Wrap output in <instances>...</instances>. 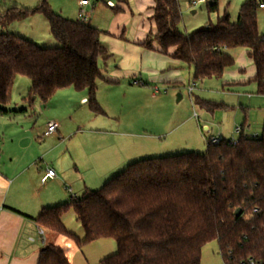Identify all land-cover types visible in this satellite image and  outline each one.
<instances>
[{"label":"trees","instance_id":"obj_1","mask_svg":"<svg viewBox=\"0 0 264 264\" xmlns=\"http://www.w3.org/2000/svg\"><path fill=\"white\" fill-rule=\"evenodd\" d=\"M257 5L256 0H245L236 22L224 12L215 24L184 34L178 30L177 0H155V32L140 46L151 50L155 43L160 54L192 68L193 81L220 79L234 63L225 51L245 49L255 69L256 93L264 96V34L257 29ZM217 7L212 0L208 13ZM36 13L46 20L59 47L40 48L23 37L0 33V114L10 113L6 107L19 76L29 79L31 100L45 103L71 87L87 90V104L99 112L96 82L104 80L102 70L110 57L99 39L102 32L54 13L46 0L33 9L13 6L0 11V27ZM99 60L102 70L97 68ZM200 105L208 106L204 101ZM70 210L83 230L81 240L61 222ZM33 221L77 248L113 240L115 253L99 264H200L201 250L210 242H216L223 264L248 257L264 261V135L253 138L241 132L235 144L206 142L202 154L135 161L100 189L42 209ZM37 264L71 262L63 248L47 244Z\"/></svg>","mask_w":264,"mask_h":264},{"label":"rangeland","instance_id":"obj_2","mask_svg":"<svg viewBox=\"0 0 264 264\" xmlns=\"http://www.w3.org/2000/svg\"><path fill=\"white\" fill-rule=\"evenodd\" d=\"M41 1L0 0V11L13 6L33 9ZM75 1L46 0L54 13L66 19H69L66 16L73 15ZM191 1L193 0H177L180 10L178 30L184 34H192L208 24H215L217 18L221 17L224 12L229 15L232 23L236 22L240 7L245 0H216L217 12L210 13L207 11V6L212 3V0H203L195 6L191 4ZM111 15L110 12L96 10L94 14L96 20L94 19V23L89 25L106 28ZM71 18L76 19L75 17ZM256 18L258 32L264 34V11L257 10ZM130 27V24L125 27V36L130 35ZM0 33L15 34L33 42L40 48L59 47L58 42L49 32L48 23L38 13L7 27H0ZM103 46L110 55L102 70V76H107L114 63L117 62V57L111 55L107 47ZM235 51L238 53L244 50L238 48ZM173 63L168 62L167 68L178 67ZM242 63L246 71L251 69L246 53H244L243 61L240 64ZM237 64L239 62H235V66ZM178 65L181 76L185 80L184 84H187L188 75L191 74L187 66L179 63ZM138 79L120 80L118 84H107L98 80L96 82V92L98 93H95V101L104 111V114H100L90 104L85 106L78 104V98L75 99L74 96H55L47 106H43V102L39 99H29V79L21 76L16 77L11 89V104L6 107L10 113L0 114V153L4 152L3 156L6 160L10 158V155L18 154L17 151L20 157L24 156V150H27L25 155L28 159L37 156L39 153H36L35 149L31 150L27 145V138L32 134L34 128H42L51 119H54L53 121L58 124L62 121H70L77 124L84 122L88 127L98 126L105 132L83 137L77 135L71 146L79 148L80 158L90 164L89 167H84L85 170L82 173L87 179L90 180L91 175L95 176L99 172L104 175L102 180L100 179L101 181L95 182L94 180V182L90 181L86 184L87 191H96L135 161L185 153L202 154L205 152L208 136H215L218 132L222 133L225 141L235 142L238 135L234 129L241 125L243 120H245L246 126H249L246 133L257 136L264 135V96L257 95L255 87H222V81L219 79H205L195 81L197 87L192 95H188L186 85L182 87L179 84H151L143 76L141 77L143 81ZM190 79L189 83H191ZM144 83L148 86H142ZM84 91L87 94V90ZM96 94H98L100 103L96 100ZM178 95L181 97L179 100ZM200 101L206 102L208 106H201ZM21 108H24L25 112H21ZM71 127H73L72 124L66 125V129ZM204 127H208L210 131L205 133ZM75 129L74 127L73 130L75 131ZM113 132L133 133V136L128 140L130 144L127 146L123 144V157L126 160L122 165L118 163L117 169L105 171L102 168L99 171L100 165L96 166L95 163L100 162L101 157L99 154H95V151L102 150L111 144H113V148L116 146L114 143L118 139L113 136ZM9 137H13L15 140L10 141ZM4 141L6 143L2 149ZM121 141L126 142L125 138ZM31 151H33L32 154ZM91 153H93L92 157L85 158ZM58 156H60L59 149L46 158V161L40 163L44 166L49 164L53 157ZM109 158L116 159L110 154ZM66 175L74 179L72 172ZM79 186L80 183L77 182L76 187L79 188ZM80 189L82 190V187ZM81 192L76 193L77 198L84 194ZM61 222L68 232L79 240L83 239V230L75 221L72 210L63 216ZM50 235L57 241H50L47 244L56 243L63 248L71 264H99L102 259L111 256L116 251L115 243L111 239H101L82 248H77L64 237L51 233ZM200 264H223L216 242H210L202 248Z\"/></svg>","mask_w":264,"mask_h":264},{"label":"crops","instance_id":"obj_3","mask_svg":"<svg viewBox=\"0 0 264 264\" xmlns=\"http://www.w3.org/2000/svg\"><path fill=\"white\" fill-rule=\"evenodd\" d=\"M79 1L81 0L74 2L73 15L66 16L71 21H77ZM154 1L126 0L124 4L119 3L117 0H97L85 8L86 14L89 17L88 24H92L96 20L94 18L96 10L112 14L106 28L102 29L93 26L102 32L99 38L100 42L107 47L111 55L117 57V62L114 63L109 74L103 76L104 80H101V82L118 84L120 80L137 78L143 81L141 79L143 76L151 84H179L182 87L186 85L187 89L193 86L194 89L190 94L192 95L197 87L195 81H193L192 68L187 67L191 75H188L187 84H184L185 80L181 76L180 66L178 65V63H182L160 54L159 48L155 43L152 44L151 50H146L140 46L146 40L149 33L154 34L155 32L154 23L151 20ZM260 1L257 2L259 3ZM106 3H110L112 7H108ZM71 17H75L76 19L73 20ZM100 24L102 25L103 23L101 22ZM128 24L131 26L130 35L125 36V27ZM243 50L238 53H236L235 49L225 51L233 59L234 63L233 66L223 71L222 77L219 79L222 81V87L249 86L256 89V84L253 82L255 76L253 64L248 59L251 64L249 71L244 69V62L240 64L243 61L244 53L247 56V50ZM172 52L173 49H170L168 54ZM168 62H174L173 64H176L178 67L167 68ZM235 62H239V64L235 66ZM189 79L191 83H189ZM146 85L144 83L142 86ZM64 95L74 96L75 99L78 98V104L82 106L87 105V94L85 91H75L70 87L57 91L51 99L43 103V106H47L55 96ZM152 97L155 96L152 95ZM96 100L100 103L98 94H96ZM99 109V113L104 114L101 106ZM20 111L25 112V109L21 108ZM53 120L51 119L47 123L54 122ZM47 123L40 129L34 128L32 134L27 138V145L31 150L35 149L36 153H39L37 156L28 159L25 155L27 150H24V156L20 157L17 151L18 154L10 155V158L6 160L3 156L5 155L4 152L0 153V264H37L40 250L50 241L56 242L57 239H54L50 233L38 228L33 220L42 209L58 206L69 202L71 198H77L76 193L81 191L85 193L87 191L86 184L90 181L94 182V180L95 182H99L104 177L99 172L95 176L91 175L90 180L87 179L82 173L85 170L84 167H89L88 165L90 164L80 158L81 153L79 148H72L71 146L77 135L82 137L86 135L90 136L94 133H104L105 130L98 128V126L88 127L84 122L77 124L75 122L62 121L59 124L56 122L59 127L54 134L44 137L43 134ZM71 124L73 127L66 129V125ZM74 127L76 128L75 131L73 130ZM236 127H244L242 131L244 135L254 136V134L246 133L249 130V126H246L245 120H243L241 125ZM203 131L208 133L210 129L204 127ZM113 133V136L118 139L114 143L116 146L113 148V144H111L102 150L95 151V154H99L101 157L100 162L95 163L96 166L100 165L99 171L102 168L105 171L117 169L119 165H116L118 163L122 165L126 160L123 157V144L125 146L130 144L128 140L129 137L133 136V133ZM123 138L126 140L125 143L121 141ZM208 138L225 140L221 132L216 133L215 136H208ZM9 139L10 141L15 140L13 137H9ZM5 143L6 141L3 142L2 149ZM58 149L60 156L53 157L49 164L42 166L40 162L46 161L45 159L49 158ZM119 153L121 154L120 156ZM109 154L116 159H110ZM87 156L89 159V157L93 156V153L86 155L85 158ZM108 160L110 161L108 162ZM46 169L54 170L56 178L41 183V178ZM69 172H72L74 179L66 175ZM77 182L80 183L79 188L76 187ZM80 187H82V190ZM39 230H42V236L39 235ZM51 245L58 246L56 243Z\"/></svg>","mask_w":264,"mask_h":264},{"label":"built area","instance_id":"obj_4","mask_svg":"<svg viewBox=\"0 0 264 264\" xmlns=\"http://www.w3.org/2000/svg\"><path fill=\"white\" fill-rule=\"evenodd\" d=\"M97 0H81L79 1L78 3V12H77V21L80 22V23H83V24H87L89 23V17L88 15L86 14V11H85V8L88 7L92 2H96ZM200 2H203V0H193L191 2L192 5H196ZM106 5L108 7H112V5L110 3H106ZM257 9L258 10H264V0H261L258 5H257ZM194 87H190L188 88V94L190 95L191 92L193 91ZM59 125L56 123V122H49L47 123L46 125V130L43 134L44 137H48L52 134H54L57 129H58ZM243 131L242 128L240 127H236L234 129V132L239 135L241 134V132ZM253 138H256L257 135H254L252 136ZM220 141V138H208L207 139V142H209L210 144H218ZM232 144H235V142L231 141ZM56 178V175H55V172L54 170L52 169H46L44 171V175L43 177L41 178V183H44L48 180H53ZM254 213H256L257 211L254 210L253 211ZM39 235L42 236L43 235V232L42 230H39ZM238 264H264V261L262 260H257V259H254L252 257H248V258H245L243 260H240Z\"/></svg>","mask_w":264,"mask_h":264},{"label":"water","instance_id":"obj_5","mask_svg":"<svg viewBox=\"0 0 264 264\" xmlns=\"http://www.w3.org/2000/svg\"><path fill=\"white\" fill-rule=\"evenodd\" d=\"M97 68H98L99 70H102V69L104 68L102 61L99 60V61L97 62ZM179 98H180V96L178 95V100H179ZM239 215H240V210L237 209V210L235 211V216H239Z\"/></svg>","mask_w":264,"mask_h":264}]
</instances>
